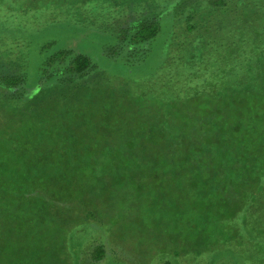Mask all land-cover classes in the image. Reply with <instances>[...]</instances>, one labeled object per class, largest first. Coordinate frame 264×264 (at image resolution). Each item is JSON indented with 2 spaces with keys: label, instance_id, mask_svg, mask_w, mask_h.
Segmentation results:
<instances>
[{
  "label": "trees",
  "instance_id": "16d2710c",
  "mask_svg": "<svg viewBox=\"0 0 264 264\" xmlns=\"http://www.w3.org/2000/svg\"><path fill=\"white\" fill-rule=\"evenodd\" d=\"M50 1L57 8L61 0ZM141 5L140 0H114L109 9L113 18L117 6V15L133 17L107 30L117 42L105 54L122 66L113 76L151 78L147 86H156L150 87V103L141 115L118 120L125 122L123 133L106 127L110 116L93 107L100 96L84 99V106L67 107L68 117L50 112L43 103L52 94L64 100L99 72L109 74L88 56L51 42L41 48L44 58L35 83L11 55L14 69L0 71V112L5 117H0V228L10 229L0 234V264L26 258L24 235L60 225L61 209L85 214L82 225L66 221L73 229L64 246L76 262L82 254L92 264L109 260L115 252L108 239L92 247L91 238L77 232L81 226L97 227L89 223L97 221L95 208L102 200L115 199L120 210L132 203L146 213L159 203L163 218L171 215L174 228L183 225L190 233L195 227L199 234L206 231V215H211L224 230L239 232L221 248H232L233 257L255 264L234 245L264 247V0H145L139 10ZM76 8L65 17L76 26H93ZM47 10L60 16L56 9ZM189 35H200V41H190ZM158 42L163 61L147 77L144 71ZM193 43L195 59L189 57ZM196 62L197 68L183 67ZM127 94L116 101L134 99ZM137 128L145 133H136ZM166 128L176 133L174 139L162 131ZM124 133L128 135L121 139ZM162 183L174 187L162 188ZM164 239L165 250L172 256L176 249L173 256L180 259L179 241ZM83 240L89 248L76 258V245ZM41 254L36 251L35 259ZM46 259L45 264H66L71 258L66 254L61 260L46 251Z\"/></svg>",
  "mask_w": 264,
  "mask_h": 264
},
{
  "label": "rangeland",
  "instance_id": "374dc122",
  "mask_svg": "<svg viewBox=\"0 0 264 264\" xmlns=\"http://www.w3.org/2000/svg\"><path fill=\"white\" fill-rule=\"evenodd\" d=\"M5 1L7 4H4ZM14 1L0 0V52L3 55L0 60L2 61L3 58L6 61L0 65V71L11 72L14 68L10 61L14 60L17 68H22L20 71L24 70V74L27 75L29 81L35 83L44 58L41 48L51 42H55L61 48L71 49L88 56L111 75L99 72L92 76L85 87L72 91L64 100L52 94L50 96L47 95L43 103L50 112L62 113L68 117L70 116V110L67 107L74 105L84 106L86 99H95L100 96L102 98H96L97 102L93 104V107H101L103 109L101 114L110 116V122L106 127L111 125L112 129L121 130V133H123L124 131L120 127L125 125V122H118V120L121 117H133V115L142 114L145 106L150 103L149 93L151 90L149 89L151 86L149 85L151 82L149 80L152 81V79L134 81L113 76L122 71V66L116 65V63L107 58L105 50L113 47L117 42L114 33H107V30H112L115 24L133 17L129 15L126 18V15H117L119 12V7L117 6L114 9L113 18L109 9L114 6V0H91L88 2L90 4L81 0H61L57 8L51 6V1L47 3L48 0L42 1L43 8L39 0ZM140 1L142 5L139 10L145 4V0ZM44 3L47 4L44 5ZM75 6L82 8L83 20L94 23L93 26H76L65 17L70 9ZM49 8L52 10L56 9L55 13L60 16L49 14L50 11L47 10ZM84 9L86 12H84ZM135 11L133 10L132 13L134 14ZM89 16L95 17L90 18ZM61 18L63 19L62 21H60ZM96 24L100 25V28ZM189 37L190 41L191 38H197L200 41V35L198 37L189 35ZM202 37L203 39L205 38V36ZM160 44L161 42L156 43L150 63L144 71L147 77L153 76L163 61L161 49H159ZM194 45L195 43L189 50V57L195 59L198 52L194 49ZM197 63L183 65V67L185 69L191 66L197 68ZM149 82L150 84L147 86ZM155 88L156 86L151 87L152 90ZM128 92L134 95V99L124 100L122 103L116 101L117 98L126 97ZM177 95L179 94L175 92V97ZM173 96L171 95V97ZM1 116L5 118L3 111L0 112ZM66 117H63L64 120ZM142 122H148V120ZM135 131L136 133H145L141 128H137ZM162 131L171 133V138L174 139L175 132L167 128ZM110 133H112V130L108 131V136H112ZM126 135L128 134L124 133L121 139L126 138ZM171 142L172 140L169 139V143ZM134 147L138 146L134 145ZM143 147L146 148V145ZM168 147L172 151V147ZM168 186L172 188L174 184L162 183V188ZM102 202V205L94 210L97 212V221L89 220V223H96L97 227L81 226L80 231L77 232L80 237L91 238L88 242L93 243L92 247L108 239L109 247L115 252V256L111 255L109 260L107 258L100 264H244L241 256L237 255L239 258L233 257L232 252L236 254L234 249L224 248L223 246L221 248L223 241H229L236 234L238 236L239 232L224 230L226 228L212 221L211 215H206L208 219V229L206 231L202 230V234H199L200 230L198 229L197 232V227H195L190 233L189 229L183 225V228H174L175 223L171 215L166 214V217L163 218L162 211H158L160 210L158 208L159 203L152 211L149 209V212L146 213L145 207L137 209V205L132 204L131 200L128 202L131 204L127 205L124 210L119 209L116 199L110 200V202L102 200ZM79 208H82V205ZM57 217L55 215V219ZM59 217H61L62 222L60 225L58 222V224L51 225V227L35 228L29 232L33 234H25L26 242L21 249L26 254V258L24 255L22 258H14L10 262H14V264H45L47 262L46 251H49L52 257L61 260H64L66 254H68L71 259L66 264H92L91 258L83 256V254L82 259L76 262L75 255L64 246L68 240L69 231L71 232L73 229V226L66 221L75 220L82 225L85 217L84 211L80 212L79 210L76 212L71 209H61ZM9 230L0 228V234ZM59 237L62 238L59 239ZM164 237L179 241L178 246L184 252L180 259L173 256V252H176V249L172 252L173 257L170 252L165 250ZM30 238L32 239L29 240ZM244 243L242 248L236 245L234 247L237 250H242L244 256L249 259L248 263L257 264L264 261V247L262 245ZM6 244L15 245L14 243ZM54 245L59 246V248ZM86 247L89 248V245L87 246L84 240L81 244L78 243L76 245V258H79V255ZM247 248H249L250 253L246 252ZM21 249H18V254L21 253ZM36 251L38 254L43 253L41 254V259H35L36 256L34 254ZM14 254L15 252H10L11 256H14ZM54 263L62 264L56 261Z\"/></svg>",
  "mask_w": 264,
  "mask_h": 264
}]
</instances>
